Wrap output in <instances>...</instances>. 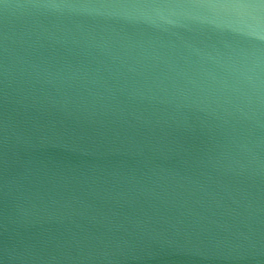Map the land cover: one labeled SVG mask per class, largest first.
I'll list each match as a JSON object with an SVG mask.
<instances>
[{"label": "water", "instance_id": "95a60500", "mask_svg": "<svg viewBox=\"0 0 264 264\" xmlns=\"http://www.w3.org/2000/svg\"><path fill=\"white\" fill-rule=\"evenodd\" d=\"M0 15V264H260L264 173L249 178L246 129L131 95L108 71L44 41L40 82L19 103ZM69 63L72 68H69ZM264 157V145L254 149ZM138 258H133V257Z\"/></svg>", "mask_w": 264, "mask_h": 264}, {"label": "clouds", "instance_id": "9594fccd", "mask_svg": "<svg viewBox=\"0 0 264 264\" xmlns=\"http://www.w3.org/2000/svg\"><path fill=\"white\" fill-rule=\"evenodd\" d=\"M0 15L6 75L25 109L40 82L31 57L50 41L76 59L77 75L106 70L131 78L130 94L141 99L190 108L233 131L264 128V0H0ZM247 140L237 174L253 178L264 173L254 151L264 137ZM261 257L258 243L226 254Z\"/></svg>", "mask_w": 264, "mask_h": 264}]
</instances>
